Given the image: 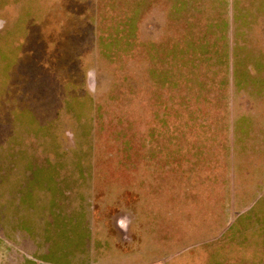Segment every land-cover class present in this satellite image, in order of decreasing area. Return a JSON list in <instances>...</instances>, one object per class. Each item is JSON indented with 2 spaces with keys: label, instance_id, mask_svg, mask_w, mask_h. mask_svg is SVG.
<instances>
[{
  "label": "rangeland",
  "instance_id": "1",
  "mask_svg": "<svg viewBox=\"0 0 264 264\" xmlns=\"http://www.w3.org/2000/svg\"><path fill=\"white\" fill-rule=\"evenodd\" d=\"M100 1L81 22L92 0H63L54 49L32 37L44 16L32 24L28 0H0L10 20L0 34V162L35 171L52 162L35 178L52 206L97 197L99 222L110 223L119 209L135 212L131 254L108 244L100 257L264 264L263 40L243 34L236 5L221 0L194 28H168L159 48L155 25L141 33L126 0ZM257 11L264 18V2ZM89 64L90 86L74 69Z\"/></svg>",
  "mask_w": 264,
  "mask_h": 264
},
{
  "label": "crops",
  "instance_id": "2",
  "mask_svg": "<svg viewBox=\"0 0 264 264\" xmlns=\"http://www.w3.org/2000/svg\"><path fill=\"white\" fill-rule=\"evenodd\" d=\"M219 1L221 0H126L125 10L130 20L134 17L135 23L139 22L137 28L143 27L139 30L141 33L148 32L144 28L148 29L149 25H155V28L151 27V29L156 32L155 38L160 48L164 47L166 39L163 38V34L168 32V28L170 30L174 27L179 28L182 22L185 25L187 22L188 27L194 28L196 16H202L205 12L211 16L214 10L217 12ZM224 1L232 5V9L236 5L240 31L248 35L249 30H255L256 36L264 43V18L256 17L257 8L264 0ZM10 4L18 6L19 0L7 2L5 7ZM63 4V0H28L29 8L33 13L29 21L34 24L39 18L37 15L44 16V22L35 25L41 35L38 36L35 32L32 37L45 39L46 42L52 41L50 46H54V49L56 43L51 38H56L57 41L62 38L64 24L68 19L64 15ZM1 6L0 10L4 11V5ZM100 8L101 1L92 0L91 8L81 15V22L89 15L99 14ZM0 15V34H2L10 26V20L8 15L6 17L3 13ZM175 38L177 37L173 34L169 40L173 42ZM166 45L169 46V43ZM42 51L47 52L45 49ZM81 54L85 53L81 52ZM71 65L74 66V63ZM92 65L83 68L74 67L75 70H83L84 75L87 72L88 86L91 85V73L96 70ZM84 84L85 77L82 87ZM0 163H2L0 164V232H2L0 264H132L127 258L115 260L110 256L100 257L99 251L102 246L108 247L109 244L110 247L120 246L122 255L131 254L132 251L127 252L124 245L127 240L133 239L131 233L138 230L139 224L135 222L133 224L132 215L135 217V212L119 209L115 211L110 223L107 220L99 222V209L95 207L97 197L90 207L85 204L73 207L68 205L67 201L59 202L64 204L62 207L52 206L51 189L44 185L43 191H39L35 182V178L44 180L52 173V162H47L48 164L43 165L38 171H35L29 162L6 160ZM57 176L54 181L59 183L62 177L60 174ZM117 231L121 232L120 235H123L125 242H118Z\"/></svg>",
  "mask_w": 264,
  "mask_h": 264
}]
</instances>
